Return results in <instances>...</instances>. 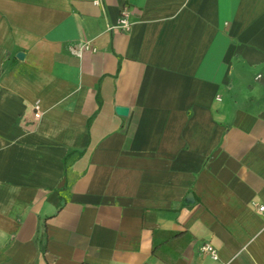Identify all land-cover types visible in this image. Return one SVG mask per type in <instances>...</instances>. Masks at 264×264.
<instances>
[{
    "label": "crops",
    "instance_id": "crops-1",
    "mask_svg": "<svg viewBox=\"0 0 264 264\" xmlns=\"http://www.w3.org/2000/svg\"><path fill=\"white\" fill-rule=\"evenodd\" d=\"M259 203L264 0H0V264H264Z\"/></svg>",
    "mask_w": 264,
    "mask_h": 264
},
{
    "label": "built area",
    "instance_id": "built-area-1",
    "mask_svg": "<svg viewBox=\"0 0 264 264\" xmlns=\"http://www.w3.org/2000/svg\"><path fill=\"white\" fill-rule=\"evenodd\" d=\"M95 3H98V1H95ZM128 14H129V12H128L127 8L124 7L121 10V13H120L118 19L116 20V23L109 26V28L110 29L117 28L120 30H128L130 25H131V21L128 18ZM81 49H93V47H91L89 45V43L86 42V43H83L79 46V50H81ZM34 108H35L34 116L39 117L40 116V110H39L38 104H35ZM255 208H256V211L258 213L264 215V203L256 204ZM200 251L203 253L209 254L213 259L218 258L217 250L214 247V245L210 242H203L200 245Z\"/></svg>",
    "mask_w": 264,
    "mask_h": 264
},
{
    "label": "water",
    "instance_id": "water-1",
    "mask_svg": "<svg viewBox=\"0 0 264 264\" xmlns=\"http://www.w3.org/2000/svg\"><path fill=\"white\" fill-rule=\"evenodd\" d=\"M127 109L125 108V107H118L117 108V111L118 112H121V113H123V112H125Z\"/></svg>",
    "mask_w": 264,
    "mask_h": 264
}]
</instances>
